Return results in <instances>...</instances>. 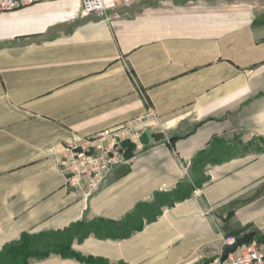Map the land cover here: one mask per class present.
I'll use <instances>...</instances> for the list:
<instances>
[{
	"label": "crops",
	"instance_id": "crops-1",
	"mask_svg": "<svg viewBox=\"0 0 264 264\" xmlns=\"http://www.w3.org/2000/svg\"><path fill=\"white\" fill-rule=\"evenodd\" d=\"M81 9L0 12V264H213L250 233L264 249V9ZM140 117L130 163L90 198L69 188V144Z\"/></svg>",
	"mask_w": 264,
	"mask_h": 264
},
{
	"label": "built area",
	"instance_id": "built-area-1",
	"mask_svg": "<svg viewBox=\"0 0 264 264\" xmlns=\"http://www.w3.org/2000/svg\"><path fill=\"white\" fill-rule=\"evenodd\" d=\"M38 1L41 0H0V12L12 11ZM130 2L131 0H82L81 15H105L109 6ZM146 117H155L153 110L150 109ZM147 121L140 117L115 128L102 130L81 142L69 144L59 160L69 188L86 198L99 192L119 166L130 163L125 155L124 141L131 140L138 148H143L139 139L151 126ZM238 238L235 235L226 236L225 246L233 247ZM213 264H264V249L251 241L239 253H230L224 261L217 259Z\"/></svg>",
	"mask_w": 264,
	"mask_h": 264
},
{
	"label": "water",
	"instance_id": "water-1",
	"mask_svg": "<svg viewBox=\"0 0 264 264\" xmlns=\"http://www.w3.org/2000/svg\"><path fill=\"white\" fill-rule=\"evenodd\" d=\"M254 235V233L247 234L241 238H238L236 244L233 247H226L224 253L221 256V260L224 261L228 254L234 253L238 249V247L248 244L251 240H253Z\"/></svg>",
	"mask_w": 264,
	"mask_h": 264
},
{
	"label": "rangeland",
	"instance_id": "rangeland-1",
	"mask_svg": "<svg viewBox=\"0 0 264 264\" xmlns=\"http://www.w3.org/2000/svg\"><path fill=\"white\" fill-rule=\"evenodd\" d=\"M212 1H218V0H212ZM241 1H246V2H253L257 9L262 10L264 9V0H241ZM173 193V191H167L166 194V200L162 201V204H168L173 202L178 196H170V194Z\"/></svg>",
	"mask_w": 264,
	"mask_h": 264
},
{
	"label": "trees",
	"instance_id": "trees-1",
	"mask_svg": "<svg viewBox=\"0 0 264 264\" xmlns=\"http://www.w3.org/2000/svg\"><path fill=\"white\" fill-rule=\"evenodd\" d=\"M251 241H252V240H251ZM251 241H250V242H251Z\"/></svg>",
	"mask_w": 264,
	"mask_h": 264
}]
</instances>
